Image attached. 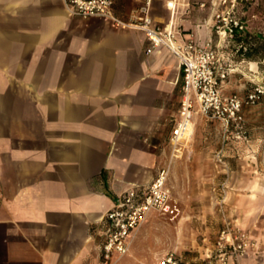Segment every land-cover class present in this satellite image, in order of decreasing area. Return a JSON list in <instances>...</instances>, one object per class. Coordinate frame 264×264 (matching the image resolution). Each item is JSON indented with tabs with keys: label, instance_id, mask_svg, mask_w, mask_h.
<instances>
[{
	"label": "crops",
	"instance_id": "1",
	"mask_svg": "<svg viewBox=\"0 0 264 264\" xmlns=\"http://www.w3.org/2000/svg\"><path fill=\"white\" fill-rule=\"evenodd\" d=\"M167 2L152 0L155 22L171 17L184 38L215 41L221 0H177L173 16ZM137 4L115 0L114 10L126 17ZM236 14L245 28L264 27V0L238 3ZM243 63L247 79H258V62ZM237 69L222 87L237 86ZM180 74L176 56L139 30L73 17L64 0H0V264H99L105 212L170 159ZM205 123L194 118L191 143L171 159V193L182 209L195 201L202 222L228 214L264 249V173H240L250 171L253 140L264 138L261 118L244 107L226 134ZM156 214L115 264L144 262L147 240L153 260Z\"/></svg>",
	"mask_w": 264,
	"mask_h": 264
},
{
	"label": "built area",
	"instance_id": "2",
	"mask_svg": "<svg viewBox=\"0 0 264 264\" xmlns=\"http://www.w3.org/2000/svg\"><path fill=\"white\" fill-rule=\"evenodd\" d=\"M136 1L138 4L126 17H120L114 10L115 0H64L66 9L73 17H100L117 27L143 32L151 47H166L176 56L181 72L179 106L169 136L170 159L157 170L148 185H133L125 189L105 212L99 264H115L128 253L134 235L150 212L170 219L178 215L179 208L168 185L170 162L172 158L181 156L184 143L192 137L194 118L199 115L216 119L226 134L231 126L238 127L243 121V103H254L261 93L259 90L250 93L243 101L236 95H225L222 89L229 74L224 48L236 32L245 28L244 22L236 14V6L247 0H221L225 8L215 13L216 38L207 45H199L190 38H184L180 29L173 25L171 17L165 24L155 22L151 15L152 0ZM167 6L173 16L178 6L177 0H168ZM217 159L223 163L219 156ZM1 204L0 188V207ZM229 235V245L240 249L242 244L235 246L233 237ZM170 261L171 258L166 259L167 263Z\"/></svg>",
	"mask_w": 264,
	"mask_h": 264
},
{
	"label": "rangeland",
	"instance_id": "3",
	"mask_svg": "<svg viewBox=\"0 0 264 264\" xmlns=\"http://www.w3.org/2000/svg\"><path fill=\"white\" fill-rule=\"evenodd\" d=\"M237 15L242 17V15ZM243 31L249 32L253 36L264 38V27L259 24L251 28H244ZM233 40L234 37L226 43L224 50L226 53L231 54L226 61L229 72L232 66L233 68H238L235 73L238 83L233 90L223 86V93L225 95H236L244 101L248 94L259 90L261 93L254 103H243L241 114L243 116L244 107L250 108L254 117L259 116L261 118V129L264 131V59L253 60L258 62L260 73L257 75L258 79L248 80V76L244 74L247 72L243 66V62L247 59H242L236 53L235 50L239 45ZM233 63L235 66L232 65ZM196 117L205 120L206 127L208 124L213 123H216V126H221L216 119L199 115ZM216 126H213V128L215 129ZM193 136L194 133L192 134ZM192 137L187 141L189 144ZM169 148H171L170 145ZM250 158L251 161L248 163L250 171H241L240 173L243 175L247 173L252 176L264 173V138L262 140H253V151ZM173 199L179 208V213L175 218L170 219L158 213L155 216V235L151 236V239L161 244L160 249L157 250L153 260H146L152 247V244L150 246V241L147 240L138 252V257L143 259L144 262L137 264H147L146 261H148V264H264V249L260 247L258 235L255 234L254 230L242 228L239 221V223L233 222L228 214L223 212H221V219L211 218L210 216V218L202 222L200 219L202 213L197 211V203L195 201L190 203L188 208L182 209L179 200L175 197ZM210 215H213V213H210ZM229 233L233 237L235 246L238 243L242 244L240 249H234L232 245H229L231 244L229 243L231 241L227 240L230 237ZM234 236H236V239H234ZM169 241L173 244L172 251H169L170 249L168 248ZM219 242H221L220 245ZM167 258H171L169 263L166 262Z\"/></svg>",
	"mask_w": 264,
	"mask_h": 264
},
{
	"label": "trees",
	"instance_id": "4",
	"mask_svg": "<svg viewBox=\"0 0 264 264\" xmlns=\"http://www.w3.org/2000/svg\"><path fill=\"white\" fill-rule=\"evenodd\" d=\"M233 41L238 43L239 46L235 51L242 59H264V38L253 36L242 30L236 32Z\"/></svg>",
	"mask_w": 264,
	"mask_h": 264
}]
</instances>
